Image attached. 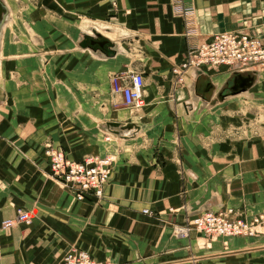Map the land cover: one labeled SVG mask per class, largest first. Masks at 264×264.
I'll list each match as a JSON object with an SVG mask.
<instances>
[{"label":"crops","instance_id":"0c3cea01","mask_svg":"<svg viewBox=\"0 0 264 264\" xmlns=\"http://www.w3.org/2000/svg\"><path fill=\"white\" fill-rule=\"evenodd\" d=\"M183 1L195 8L192 40L234 30L264 42V0ZM0 2V264H58L71 248L115 264H264L263 235L172 234L198 212L264 214V125L233 126L244 93L221 92L225 67L176 80L188 44L173 0ZM140 70L135 120L110 76ZM47 140L76 162L115 155L101 198L77 201L50 175ZM20 209L31 222L3 229Z\"/></svg>","mask_w":264,"mask_h":264},{"label":"built area","instance_id":"2783aa9c","mask_svg":"<svg viewBox=\"0 0 264 264\" xmlns=\"http://www.w3.org/2000/svg\"><path fill=\"white\" fill-rule=\"evenodd\" d=\"M172 12L184 22L185 36L188 41L197 34L195 8L186 5L183 0H173ZM189 38H191L189 40ZM185 61L172 68V74L178 82H183L185 72L191 68L200 71L204 66L225 67L232 75L256 73L264 70V42L250 34L240 31H222L202 42H188ZM144 75L139 71L117 72L110 76V90L118 96L116 105L140 110L144 102ZM44 155L48 158L50 175L62 186L69 188L75 199L85 200L94 195L101 198L110 181L113 167L111 154L105 156L88 155L82 160L69 159L63 150L56 148L50 141L43 146ZM143 213H150L144 209ZM233 214L231 208L213 212H198L192 218H185V223L176 225L172 234L178 238L188 237L192 230L205 233L207 236H264V214H255L247 220ZM31 211L20 209L12 219L2 222V228L14 227L20 223L29 224ZM1 246H0V257ZM58 264H115L111 260H99L89 251L71 248Z\"/></svg>","mask_w":264,"mask_h":264},{"label":"rangeland","instance_id":"374dc122","mask_svg":"<svg viewBox=\"0 0 264 264\" xmlns=\"http://www.w3.org/2000/svg\"><path fill=\"white\" fill-rule=\"evenodd\" d=\"M190 39L191 38H189V40ZM191 41H196V40L188 41V39H187V43L191 42ZM139 72H141L143 74L142 70H140ZM0 73H1V66H0ZM248 74H250L251 76H254V74H252L251 72H248L247 74H243V76H248ZM235 76L236 75L233 74V77L230 79L229 84L226 86V88L224 90H221L222 93L229 94V95H231L233 93L231 90V87L233 85V80H234ZM237 97H240L242 103H245L244 104L245 109L242 111L241 116H243V117L242 118L240 117V120H239L238 116L235 117V119H234L235 124H233V126L234 127H240L241 126L240 121H242V120L244 121L243 124H245L247 129H251L252 128L251 126H254V124L255 125H257V124L264 125V85L261 84V86H260V84H259V86H256V87L250 89L247 94H242V95L237 96ZM243 97H246V98H243ZM216 101H217V99H216ZM124 108L128 109L129 113L131 114V119L137 120L139 118V115H135V114L141 113V109L140 110H135V109L132 110V109L127 108V107H124ZM249 134H250L249 132H246L245 135H249ZM47 141L51 142V140H47ZM44 144L45 143H43V146H44ZM111 155H112L113 160L115 161V155L114 154H111ZM192 231H194V230H192ZM211 237H221V236H211ZM222 238H224V237H222Z\"/></svg>","mask_w":264,"mask_h":264},{"label":"water","instance_id":"95a60500","mask_svg":"<svg viewBox=\"0 0 264 264\" xmlns=\"http://www.w3.org/2000/svg\"><path fill=\"white\" fill-rule=\"evenodd\" d=\"M6 11H7L6 7H4V5L0 2V27L3 23V18L5 16ZM99 45L102 46L101 44ZM197 72L198 71L195 72V75ZM252 81H253V76H251L250 74H248V76H243L242 74H236L233 80V85L231 87V90L233 92L232 94L234 95V93L248 90L252 85ZM109 125L112 127L119 126L117 123L114 122H110Z\"/></svg>","mask_w":264,"mask_h":264},{"label":"bare ground","instance_id":"6f19581e","mask_svg":"<svg viewBox=\"0 0 264 264\" xmlns=\"http://www.w3.org/2000/svg\"><path fill=\"white\" fill-rule=\"evenodd\" d=\"M242 93L245 94L246 91H245V92H241V93H237V94H242ZM124 127H125V126H123V129H121V133H122L121 135H126V137H127V132H126V131L129 130V129H124ZM123 133H124V134H123ZM128 135H129V134H128Z\"/></svg>","mask_w":264,"mask_h":264}]
</instances>
